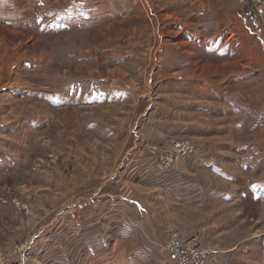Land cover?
<instances>
[{
  "label": "rangeland",
  "instance_id": "rangeland-1",
  "mask_svg": "<svg viewBox=\"0 0 264 264\" xmlns=\"http://www.w3.org/2000/svg\"><path fill=\"white\" fill-rule=\"evenodd\" d=\"M221 2L229 15L221 7L218 18L212 5L219 1L0 0V254L27 244L30 264H59L67 242L61 229L103 230L111 222L140 229L127 184L149 188L125 174L130 163L149 162L158 181L175 192L181 184L183 196L195 191L190 180L211 183L213 203L203 202L209 210L185 200L180 232L198 236L218 258L227 255L228 264H264V198L250 202L264 197V185H246L264 184V173L249 168L244 154L220 149L264 131V103H254L248 89L260 79L264 102V47L260 26L244 29L237 19L242 6ZM247 15L264 17L252 9ZM243 50L261 74L253 59L238 57ZM198 139L214 142L220 154L199 159L196 151L167 150L177 142L197 150ZM115 177L120 190L111 204ZM100 236L78 252L72 249L83 240L71 235L69 261L87 264Z\"/></svg>",
  "mask_w": 264,
  "mask_h": 264
},
{
  "label": "crops",
  "instance_id": "crops-1",
  "mask_svg": "<svg viewBox=\"0 0 264 264\" xmlns=\"http://www.w3.org/2000/svg\"><path fill=\"white\" fill-rule=\"evenodd\" d=\"M206 1L207 3L212 1H219V3L222 4L221 6H219V8H217L216 5L214 4L212 5V7L216 9V11H214L215 15L218 18H220L217 11L221 9V7L223 6V2H221V0H206ZM196 4L198 6L201 5L200 2ZM222 8L228 14V10L225 7ZM241 9H242L241 11L243 12L237 13V19H239L240 24L243 26L244 29H247L248 27L247 25H250L249 23L251 22L255 23L256 27L260 26V28L257 30V32H259V35L257 34V37L261 41L262 43L261 45H263L264 47V36H263L264 17L259 19L258 17L256 19L255 17L252 18L251 16L247 15V10L250 8L242 6ZM226 12H224L222 19L226 17ZM245 18L247 19L248 22H246ZM224 24H226V22L223 23V25ZM238 57L241 59L248 58L250 63H252L251 59H253L254 56L250 55L249 51L243 50L241 51ZM254 63H253L254 72L261 74L262 71L261 65L259 63H256L255 60ZM258 81L255 80V82H253L252 85H248L249 87L248 89L254 92V98L257 99L256 101H254V103H258L259 105L262 106L264 102L261 103L260 101L261 97L259 96V92H258V86L261 84V80L258 79ZM245 87L246 85L243 84L244 90ZM261 87L262 86H260L259 88ZM241 130H239L237 133L239 134ZM197 134L200 135L199 133ZM224 134H228V132H225ZM244 136L245 138L243 142H238L236 144V142L226 141L222 143L220 149L224 152V154H231V153L242 154V155L244 154L243 157L245 158V161L248 162L247 164H249V168L252 167L253 171L259 170L261 174L262 172L264 173V131L262 132L260 128L259 131L254 130L252 134L251 133L248 135L244 134ZM230 138L231 136L229 134L228 139ZM250 139L252 140L250 141ZM196 146H197L196 153L199 155V159H201L202 157H206L205 155L220 154L219 150L215 149L214 142L213 144H210V142L204 143L200 139H198ZM138 152L139 151L133 150L132 155L135 156L136 154H138ZM246 154H254L253 160L248 159L245 156ZM197 166H199V163H197ZM128 167L129 168L127 169V172L125 174L126 179L130 180L132 184L149 188L148 190H142L139 187H137L134 190V187H132V185L127 184L129 191L126 192L128 193L135 192L137 199H133L129 197L130 199H128L126 203L129 202L130 204H132L135 207L137 214L141 216V221H140L141 228L136 229L138 227H135L134 224L132 225L128 223H123L125 225L124 229H119L117 226L118 225L117 222H111L110 227L103 230L89 229V231L88 230L86 231L85 229H82V226H73L75 229H61V235L63 236L62 243H64V241L67 242L63 244L65 248H62L63 254L60 262H58L59 264H76V263L85 264V262L81 261V259L79 260L72 259L71 262L69 261L68 251H70V243H68V240L70 239L71 235L73 237L75 234H79L80 240L82 238V240L84 241V243H82L83 242L82 241L81 244H79L77 247H73L72 250L78 252H80L79 250H77L79 249V247L81 248L82 251L84 250L85 252H87L86 242H88V239L90 237H94V234L101 235L100 237H98L100 238V240L96 244L92 245L93 246L92 253L89 254V257H91L92 259H90L89 262H87V264H165L167 260L168 261L170 260L167 258L164 250L162 249V243L166 240L165 238L167 237L168 233L177 231L182 235L191 234V232L185 234L183 232H180L178 229H180L181 227H179V225L176 224L177 222H181L182 216L185 217V215H182V210H184V207H186L185 205H188V203L185 202V200L187 198H188L187 200L192 199L191 202H195L197 203V205H202V206H204L203 205L204 201L206 202L205 205L213 203V200L208 196V194L211 193L212 191L211 189H208V187L211 186V183H208L207 180H199V179L190 180V186H194L195 191H191V192L189 191L187 192L186 196H183L181 195L182 192L181 184H177L178 188L176 189L175 192V189L171 190V188L173 187L171 186V183H168L167 186L170 187H167L162 185L161 182L164 181L163 179L161 181H158L159 178L161 177L160 176L161 173L159 172L158 167L157 165H155V163L154 164L149 162L145 164L140 162L130 163ZM150 172L153 174L155 179L147 175ZM115 181H116L115 190L111 191L110 193L111 196H109V202L111 204L118 201L117 191L120 190L116 177H115ZM252 183H261V186L264 185L262 184V181L259 178L253 181H249L248 183H246V185H251ZM110 185L111 187L115 186L113 182H111ZM192 192H194V194ZM262 196L263 195H259V196L256 195L258 200L257 199L250 200L252 205L261 204L264 198ZM246 197L250 199L249 196ZM213 206L214 205H212V208L210 209L212 211H213ZM203 208L209 210L208 207L204 206ZM68 210H69L68 214H71L72 211H74V209L72 208H69ZM85 210L86 209H84L83 212ZM212 211L209 214V217H211L210 218L211 221L209 222L214 221L213 218L215 217V215ZM161 212L163 214H161ZM67 220L70 221L69 219ZM70 223L74 224L71 221ZM213 228L214 227H211L210 229ZM182 229H191V228L183 227ZM86 234L89 235L87 236V241L85 242ZM35 238H37V236H35ZM104 242L106 245L103 246ZM234 247L235 245H233L231 248L235 249ZM32 249L34 252V247ZM88 251L90 252V249H88ZM64 253H67V255ZM36 255L39 254L36 253ZM219 255L220 252L210 262L212 263L218 261L224 264L229 263V259L227 258V255L225 256L222 253L221 257L218 258ZM241 261L244 263L243 259ZM39 263H41L40 260Z\"/></svg>",
  "mask_w": 264,
  "mask_h": 264
},
{
  "label": "built area",
  "instance_id": "built-area-1",
  "mask_svg": "<svg viewBox=\"0 0 264 264\" xmlns=\"http://www.w3.org/2000/svg\"><path fill=\"white\" fill-rule=\"evenodd\" d=\"M241 6L252 9L257 16L264 14V0H236ZM179 149L178 153H194L195 145L190 143L177 142L167 150L173 152L174 148ZM173 157L168 156V165L172 164ZM167 258L174 264H207L211 261L217 250L208 245H203L196 235L185 236L177 231L169 234L162 243ZM31 246L27 244H17L13 252L0 254V264H30Z\"/></svg>",
  "mask_w": 264,
  "mask_h": 264
}]
</instances>
